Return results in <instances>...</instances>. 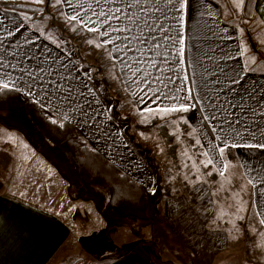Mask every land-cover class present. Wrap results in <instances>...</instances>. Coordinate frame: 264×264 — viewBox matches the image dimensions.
Masks as SVG:
<instances>
[{
    "label": "crops",
    "instance_id": "1",
    "mask_svg": "<svg viewBox=\"0 0 264 264\" xmlns=\"http://www.w3.org/2000/svg\"><path fill=\"white\" fill-rule=\"evenodd\" d=\"M7 1L33 7L22 0ZM225 1L227 3L223 0H190V6L182 20L168 21L172 25L171 35L183 38L182 44L177 43L170 49L168 58L174 62L177 71L169 72L168 75L180 78L187 76L184 83L192 89L187 112L162 111L174 103L184 102L183 97L187 95L185 91L173 93L181 97L179 101L165 99L163 93L153 100L150 91L147 98H142L145 96L142 89H146L147 85H129L131 74L125 78L122 65L111 51V45L103 44L97 34L100 45L97 52L102 53V49L113 64V70H110L106 81L109 86L114 84L112 87L119 94L122 91L125 96L124 98L119 95L121 98L115 99L114 104L118 109L124 110L126 116L120 113L122 110L119 112L120 116L115 115L113 107L104 105L99 92L89 85L94 89L96 97L92 110L99 109L102 115L98 112L88 121L87 117L81 119L80 114L76 113L75 119L69 118L66 121L74 126L76 139L86 143L88 140L91 144L87 143L89 147L98 150L132 178L134 177L127 169L110 156L111 149L106 152L99 148L86 136L79 123L84 120L96 126L93 120L101 119L97 124L101 126V132L108 133L109 137H123L124 122L131 119L142 121L143 124L134 123L135 129L141 133L151 132L154 128L150 138H154V146L158 149V157L155 159L156 189L151 193L148 186L134 178L147 190V211H126L111 207L108 202L99 211L96 189L92 191L88 188L90 195L86 199L83 198L81 189H78L79 185L83 186L86 181L76 172L74 165L71 167L59 164L53 158L51 147L44 144L37 146L25 141L26 139L10 137L0 131V264H164L151 256L150 260H147V255L139 245L131 249V241H126L125 238L117 239L121 236L120 233H126L127 230H122L123 228L127 229L130 225L133 235L142 223L153 236L159 223H163L164 217L170 218L173 224L182 229L183 247L180 248L189 253L187 262L174 258L175 264H217L212 260L216 247L218 253L221 252L219 264H264V225L260 224V220L264 218L260 215L264 213V184L255 180V173L251 171L253 168L264 169V149L243 145L232 147V134L238 125L228 128V121L236 118L247 120L252 128L257 125L264 127V118L260 115L252 117L251 112H247L250 106H256L258 102L264 105V66L261 67L264 54L261 57L254 54L259 53L255 46L251 50L243 49V36L249 33L245 34L241 30L248 26L243 18L249 19L253 23L252 26L257 24L256 30L259 29L264 49V0H250L247 3V11L244 10L245 0ZM75 3H83L85 9L82 10H87L89 0H75ZM69 9L67 5H63V12ZM23 12L21 9L0 7V21L3 22V26H0V37H3L14 23H20L22 20L27 26L25 35L32 36L35 41L38 39L37 33L31 31L34 24L32 22L38 19L25 16ZM179 15L177 13V16ZM69 21L75 22L76 28L81 27L77 21ZM64 25L66 24L62 23L56 27L63 32L60 27ZM87 32L90 35L93 33ZM84 38V34L76 33L77 43L81 41V44L86 45ZM23 39L24 37H21V40ZM39 39L41 47L51 51L49 43ZM92 45L93 43L90 46L94 50ZM33 47L25 46L26 50L30 48L35 52ZM181 48L184 49L183 52ZM45 54L48 56V53ZM130 55L134 59L135 55L139 54ZM147 55L156 56L155 53ZM68 57L72 61V56ZM156 59L159 60V56H156ZM149 72L153 76L157 75L154 67H149ZM234 74L240 78L237 83L232 82L231 77ZM180 83L178 79L173 88L178 87ZM156 87L153 82L152 88ZM16 89L23 91L24 88ZM208 96L212 97V101H209ZM88 99L92 100V96ZM34 101L45 113L43 105L38 100ZM217 104L221 105L223 110L216 108ZM46 109L60 122L65 121L53 110ZM133 110L137 111L136 115L132 113ZM149 110L150 117L145 113ZM213 115L215 119H205ZM194 122L199 123V126L197 131L193 129L190 132V124ZM160 124L161 129H158ZM166 124L173 126L167 131ZM197 132L204 133L206 146H203L206 148L200 150L204 161L206 156L203 153L209 152L210 155L218 157V164L214 163L206 168L203 163L197 165L194 162L196 143L193 141L191 147L190 134L197 137ZM225 135L228 136L229 146L221 156L213 149L224 147L222 141ZM5 139H10L9 143L5 142ZM166 157L168 161L165 160ZM209 172L213 174L208 175ZM220 172H223V175H220ZM16 173L19 177H15ZM24 173H27L26 180L23 181L28 184L26 188L19 186L17 181L18 178L22 181ZM9 174L13 176L12 185ZM4 187L9 188L7 193L1 192ZM16 187L28 193L29 197L16 192ZM197 204L203 205V208H199L201 211L196 209ZM84 210L87 218L93 216V222L97 221V226L82 222ZM112 227L114 234L109 243L112 242L116 249H103L99 243L101 239H106L109 228L112 230ZM87 237L98 240L96 247ZM154 247L151 244L148 250ZM77 248L80 251H77ZM116 250L140 253L144 259L138 260L129 254L115 255ZM82 252L87 253L84 255ZM74 254L79 259L76 263L71 261ZM235 254L237 260L241 258V262L231 261Z\"/></svg>",
    "mask_w": 264,
    "mask_h": 264
},
{
    "label": "snow or ice",
    "instance_id": "2",
    "mask_svg": "<svg viewBox=\"0 0 264 264\" xmlns=\"http://www.w3.org/2000/svg\"><path fill=\"white\" fill-rule=\"evenodd\" d=\"M36 2L43 3V0H36ZM248 2L250 0H245V11H247ZM55 5H67L71 11L61 12V15L68 20L77 21L89 32H96L103 44L111 45V51L115 53V58L122 65L125 78L127 79L129 74L132 76L129 85L135 84L137 87L147 85L146 89H142L145 93L142 98H147L150 91L153 100L158 99L163 93L165 99L171 98L179 101L181 97L173 93L185 91L187 95L183 97L184 102L174 103L163 108L162 111L170 113L189 110L188 100L192 98V89L184 83L187 76L180 78L168 75L169 72L177 71L174 62L168 58L171 54L170 49L177 43H183L182 36L173 37L171 35L172 25L168 21L170 19L182 20L190 6V0H89L87 10H82L85 9V5L83 3L77 5L75 0H55ZM257 10H260L259 5ZM177 13L180 15L177 16ZM0 26H3L2 21H0ZM26 31L27 26L21 20L20 23H14L13 27L7 29L6 34L0 37V85L3 89L25 88L34 97L42 98L39 102L65 121L69 118L75 119L76 113L80 114L81 119L87 117L88 120H91L98 112L102 115L99 109L92 110V105L96 100L94 89L86 81L80 80L79 75H72L77 71V66L70 68L63 62L57 65V61L60 60L59 56L49 61L51 53L48 49L36 45L32 36L25 35ZM21 37L24 39L21 40ZM26 45L35 46L38 52H33L30 48L26 50ZM183 51L184 49L181 48V52ZM45 52H48L47 57L44 55ZM130 53L139 55H135L133 59ZM148 53H155L159 56V60L156 56L147 55ZM149 67H154L157 75L153 76L149 72ZM178 79L181 81L180 85L173 88ZM231 79L233 83H237L240 78L234 74ZM153 82L157 85L156 88H152ZM53 96H55V102L52 100ZM89 96H92V100L88 99ZM208 99L212 101L211 96H208ZM236 106L241 107L242 105ZM216 108L223 110L219 104ZM247 112H251L252 117L260 115L264 118V105L258 102L256 106H250ZM205 119H215V116L205 117ZM51 122L56 123L57 121L53 119ZM253 123H255L254 120ZM233 125H238V127L232 134V147L243 145L248 148L264 149V127L257 125L252 128L247 120L242 121L239 118L228 121L229 129ZM221 131L227 132L228 129H221ZM222 142L224 147L213 149L221 156L225 148L229 146L227 135L223 137ZM195 143L201 145L200 140H196ZM203 155L209 157L202 162L206 168L213 165L217 159L209 152H204ZM251 171L255 173V180L264 184V169L253 168ZM212 174V172L208 173V175ZM219 174L223 175V172ZM250 182H252L251 179ZM260 215L264 216V213ZM260 224L264 225V218L260 220Z\"/></svg>",
    "mask_w": 264,
    "mask_h": 264
},
{
    "label": "rangeland",
    "instance_id": "3",
    "mask_svg": "<svg viewBox=\"0 0 264 264\" xmlns=\"http://www.w3.org/2000/svg\"><path fill=\"white\" fill-rule=\"evenodd\" d=\"M22 1L33 6V8L36 11V14L45 13L44 15L45 17L43 18H38L37 16H35V18H38V20L32 22L34 24L31 26V31L32 33L34 31L37 33L38 39L36 40V45H38L39 47L42 46L40 45L41 40L39 38L44 39L47 43H49L51 49V51L48 50L51 53V57H49V61L52 58L59 56L60 60L57 61V65L63 62L65 64H68L70 68L77 66V71L73 72L72 75L73 76L79 75L80 80L86 81L88 85H91L97 92H99L100 98L102 99V103L104 105L107 104L110 107H113L112 111L115 112V115L120 116V113H122L123 116H126L125 111L122 110L121 108L118 109L114 104V100L118 98L120 99L121 97L119 95H123V92L121 91L119 94L118 91H116V89L112 87L114 84H112V86L111 85L109 86L108 82L106 81L110 70H113V64H112V60L109 59L108 54L106 52H103L102 49H101L102 53L97 52V47H98L97 38H99L97 37V33L93 32L92 35H90V33H88L84 28L82 27L76 28L75 22H70L68 19H66L65 16L61 15V12H63V5H55V0H43V3H37L36 0H22ZM223 2L226 1L223 0ZM70 10L71 9H69L67 12H69ZM23 11H24L23 14L25 16H30L31 18H33L34 14L31 11L28 10H23ZM243 21L244 23L246 22L248 26H246V28L243 27V29L241 30H243L245 34L249 33L246 36H243V49L251 50V48L254 49L255 46L259 50V53H254V54H257L258 56L260 55L261 57L264 54V49L262 48L261 45L262 37L259 33V29L256 30L257 24L252 26L253 23L249 19H245V18H243ZM62 23L66 24L64 25V27H60L63 28L64 30L63 32L62 29H58V27H56V25ZM73 28H75V30H72ZM77 32L85 35L84 43H86V45H84L83 43L81 44V41L77 43V41L75 40ZM89 41H92L93 43L92 46H94V50H92V47L90 46L91 43H88ZM33 50L35 52H38V49L35 46L33 47ZM44 55L47 57L46 54ZM69 55L72 56V61L69 60L70 59L68 57ZM263 66H264V61L261 62V67ZM19 92L21 94L22 103L25 102V100L28 98L38 101L42 99L40 97H34L33 95L29 94L25 88L23 89V91L19 90ZM52 100L55 102V96L52 97ZM43 108L46 115L50 119L52 120L56 119V121L60 122L59 119H57V117L53 113L48 111L44 106ZM132 113L136 115L137 111L133 110ZM145 113L149 117L151 116V111H145ZM101 121H102L101 119H97L95 121L93 120L96 126L93 123H88L84 120H82L79 124L83 129L84 133L86 134V136L93 143H95L99 148H103L106 152L110 148L111 149L110 156L114 160H116L118 164H122V166H124L127 169V172L131 176H133L134 178H136L137 180L141 181L143 184L148 186L151 193L154 192V190L156 189L155 175H157L155 159L158 157V149L154 146L155 144L154 138H150L151 133H154V128L151 129V132L141 133V131L135 129L134 123L138 122L140 124H143L142 121L138 119L137 121H135V119H131L130 121L124 122L123 128L125 129V134L123 137H113V136L109 137L108 133L101 132L100 130L101 126L98 125L97 122H101ZM161 126L162 124H160L158 129L159 128L161 129ZM166 126H167L166 129L168 131V128H171L173 124H170L169 126L166 124ZM198 126L199 123L196 122L192 123V125L190 124V132H192L193 129L197 131ZM0 131L4 132L6 135L10 137L17 136L22 139H26L25 141L35 144L37 146H42L44 144L48 147H51L53 152V158L56 159L59 164H62L63 166H69V165L71 167L73 166V163L69 158V156L66 154V152L58 148L54 144H52L50 141H48L37 129V127L25 116L22 105L0 108ZM203 135L204 133H199L197 137H194L190 134L191 147L193 145V141L201 139L200 140L201 145H195L196 153L195 156L193 157L194 162H196L197 165H200L202 164V162H204V158L203 156H201L200 153V150L206 148V147L204 148L206 144ZM9 140L10 139H5V142L9 143ZM81 142L84 143L85 141H81ZM87 143L91 145L88 140ZM180 145L182 147L183 141L180 142ZM7 147L8 146H6V148ZM211 156L216 157L215 155H211ZM208 158L206 157V160ZM165 160L168 161L169 160L168 157H166ZM215 163L218 164V159L215 160ZM1 175H3V173H1ZM11 176L12 174H9L8 177L10 184L12 185ZM17 176L18 173L15 174V177ZM26 176L27 173H24V177L22 178V181L20 180V178L17 179L18 185L23 188H26L28 186L27 183L23 182L24 180H26ZM87 185L86 182H83V186L79 185L78 189L79 190L81 189L82 192L81 194L84 199H86L87 196L90 195L89 191L87 190L88 188L91 189L92 191L96 189L95 196L98 202V207H99L98 210L100 211L107 204V191L99 186H95L89 183ZM8 189L9 188L4 187L1 189V192L7 193ZM151 189H153V191ZM15 190L20 195L29 197L28 196L29 194L27 193L28 194L27 195L26 192H24L22 189L16 187ZM199 208H203V205L197 204L196 209L198 211H201L199 210ZM85 212L86 210H84L83 212L85 216H84V221L82 222H88L90 224L93 223L94 226H97L96 225L97 221L93 222V216L87 218L88 215L86 216ZM153 223L154 222H152V225ZM163 223H159V227L157 228V230L154 231L153 236L150 235V231L148 230V227L144 225V223H142L139 226V228L135 230L133 235L131 234L130 225H129L127 229L126 228L122 229V230H127L126 233H120L121 236L117 237V239L121 238L122 240H124L125 238L126 241H131V243L129 244V248L131 249L139 245L143 250V252H145V254L147 255L146 256L147 260H150L149 258L152 257V259L156 258L158 260H161L162 262H164V264H175L174 258H176L182 262H187L189 260V256H188L189 253L186 252L184 249H181L183 247L182 231H181L182 229L176 226L175 224H173L170 218L168 217L166 218V221H164ZM108 233L109 235L106 236V239H101L99 245L101 244L103 246L102 247L103 249H109V248H111L112 250L116 249L113 246L114 244L112 242H110L111 244L109 243L112 234H114L113 227L112 230L111 228H109ZM87 238L96 247V245L98 244V240L95 239L91 240L93 239V237H87ZM151 244H153L155 247L152 250H148V247ZM217 248L218 247L215 248L214 251L215 253L213 252L212 254V260H214V263L219 264L221 262L220 261L221 252L218 253ZM76 250L80 251L79 248H77ZM82 253L86 255L87 252H82ZM120 254H129L132 255L133 258L138 260L144 259L143 255L140 253H131L129 251H118V250L115 251V255H120ZM236 256L237 255L235 254V258L231 261L241 262V258H238L237 260ZM78 260H79L78 256L74 254L71 261L76 263L78 262Z\"/></svg>",
    "mask_w": 264,
    "mask_h": 264
},
{
    "label": "trees",
    "instance_id": "4",
    "mask_svg": "<svg viewBox=\"0 0 264 264\" xmlns=\"http://www.w3.org/2000/svg\"><path fill=\"white\" fill-rule=\"evenodd\" d=\"M0 7L31 11L42 18L45 13L36 14L33 7L12 1L0 0ZM37 18V19H38ZM23 106L25 116L37 127L52 144L66 152L76 172L89 184L107 191V202L111 207L126 211L145 212L149 207V197L143 184L124 173L115 163L108 160L98 150L89 147L75 138L74 126L67 122L52 123L39 104L26 99L21 102L17 89L0 87V108ZM63 124V127L59 125Z\"/></svg>",
    "mask_w": 264,
    "mask_h": 264
},
{
    "label": "built area",
    "instance_id": "5",
    "mask_svg": "<svg viewBox=\"0 0 264 264\" xmlns=\"http://www.w3.org/2000/svg\"><path fill=\"white\" fill-rule=\"evenodd\" d=\"M162 220H163V222H164V221H166V218L164 217Z\"/></svg>",
    "mask_w": 264,
    "mask_h": 264
}]
</instances>
